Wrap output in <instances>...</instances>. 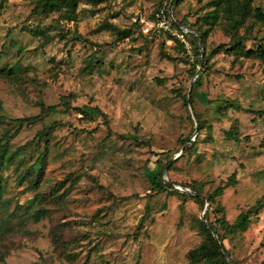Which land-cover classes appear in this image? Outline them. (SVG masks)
<instances>
[{
	"label": "rangeland",
	"instance_id": "rangeland-1",
	"mask_svg": "<svg viewBox=\"0 0 264 264\" xmlns=\"http://www.w3.org/2000/svg\"><path fill=\"white\" fill-rule=\"evenodd\" d=\"M212 1L183 0L173 17L194 35L207 28L200 20ZM36 3L0 0V135L12 119L58 110L10 141L16 158L0 173V264H190L209 204L183 194L208 198L237 173L207 215L229 224L264 195V62L235 55L220 26L202 49L207 63L190 44L180 52L156 24L169 0H82L74 21L39 13ZM260 43L264 25L256 24L244 46ZM199 75L190 107L184 98ZM75 107H98L106 118L88 110L84 119ZM46 128L48 145L37 137ZM46 149L34 185L32 164ZM162 169L174 186L164 192L153 186ZM219 230L232 260L264 264V210L244 233Z\"/></svg>",
	"mask_w": 264,
	"mask_h": 264
},
{
	"label": "trees",
	"instance_id": "trees-1",
	"mask_svg": "<svg viewBox=\"0 0 264 264\" xmlns=\"http://www.w3.org/2000/svg\"><path fill=\"white\" fill-rule=\"evenodd\" d=\"M82 0H37L35 10L42 14L50 13H60L65 19L69 21L76 20L79 4ZM96 2L97 0H91ZM183 0H169L171 6H176L180 4ZM256 0H213L211 5L213 9L206 13L200 21L207 26L206 29L198 28L194 35L189 33L185 34V37L193 49L194 57L198 60V63L209 61V57H206L202 51L206 47V39L210 29L215 26H220L226 34L231 38V50L237 56L244 57H254L256 59L264 62V44L260 43L255 49H246L244 43L249 40V37L254 32V25H264V7L255 5ZM163 7L161 4L157 12ZM156 12V13H157ZM176 20V19H175ZM250 22V23H249ZM182 26L180 22L176 20L174 28L179 29ZM241 29H245V34L240 35L239 32ZM118 35H123L125 38L130 36V32L123 30L119 31ZM169 39L174 41L175 46L179 48L180 52L187 54V48L184 43H182L177 37L169 34ZM212 51L211 54H213ZM3 73L11 74L12 70H3ZM194 76L197 75L196 69L192 71ZM201 75H199L196 81L193 84L192 97L190 98L191 103L195 97V89L199 83ZM185 104L188 103L187 97L184 98ZM64 107L71 108V105L68 102H64ZM76 112L81 114L84 119L91 120V116L88 113V110L96 111L100 114L101 117L106 118V115L98 107H90L88 109L82 107L73 108ZM58 110L57 105H52L49 107H42L41 115L32 116V117H23L12 119L9 123L13 124L11 128L4 130L0 135V173L4 167H6L10 162L15 160L16 154L12 152L9 148L10 141L19 135L21 131L34 121H37L42 118L43 115L56 113ZM261 114V112H258ZM7 116L0 114V126L4 125ZM200 129H203V123H199ZM231 138L239 142V138L236 137V134L230 133ZM37 137L42 139L45 142V145H48L50 142L51 133L48 128L39 132ZM197 135L196 138H198ZM190 142V147L192 148L195 142H191L188 139L183 140V144ZM187 148V147H186ZM187 148V149H189ZM47 149L44 153H41L37 160L32 164V170L36 173V179L34 185H38L42 181V177L45 173ZM172 164V161L167 163V167ZM165 168V167H164ZM237 185V173L232 174L226 182H223L221 186L215 189V191L208 197L205 198L202 196V193L196 189H192L195 193L194 196L190 197L193 201L199 204L201 207L205 206V199L209 204L207 213L204 216V221H201V227L205 234V240L195 249L189 253L190 264H238L229 256V252L225 248L224 242L222 240L220 230L230 231L233 233L241 232L244 233L248 230L251 222L252 216L259 214L264 210V195L256 201V203L250 206L247 210L242 211L237 217L236 221L233 224H229L224 217L216 220L215 223H212L208 218L209 208L217 204V199L221 198L224 195V192L230 188ZM153 186L156 191L164 192L166 190H171L174 186L166 182L164 179L163 169L157 173L153 179ZM184 188H188L187 186ZM2 194V179L0 175V195ZM37 199V196L32 200V203ZM223 213V210H221ZM46 215V210L40 209L35 211L33 218L35 221L39 222ZM213 232L217 235L218 240L213 236ZM220 243V245H219ZM230 261V263L227 261Z\"/></svg>",
	"mask_w": 264,
	"mask_h": 264
},
{
	"label": "built area",
	"instance_id": "built-area-1",
	"mask_svg": "<svg viewBox=\"0 0 264 264\" xmlns=\"http://www.w3.org/2000/svg\"><path fill=\"white\" fill-rule=\"evenodd\" d=\"M155 17L157 28L160 31L168 32L177 37L182 43L186 45V48L189 51L190 46L188 41L186 40L185 34L189 33L190 31L183 26H180L179 29L174 28V24H176V21L172 14L171 4H166L164 8L160 9L156 13Z\"/></svg>",
	"mask_w": 264,
	"mask_h": 264
},
{
	"label": "water",
	"instance_id": "water-1",
	"mask_svg": "<svg viewBox=\"0 0 264 264\" xmlns=\"http://www.w3.org/2000/svg\"><path fill=\"white\" fill-rule=\"evenodd\" d=\"M191 90H192V86H191V88H190V93H191ZM188 104H189V106L191 107L192 103H191V100H190V94H189V96H188ZM176 190L181 191V192H185V193L190 192V191H188V190H187V191H184V190L181 189L180 187H176ZM205 210H206V208L204 207V208H203L202 219L204 218ZM213 236L218 240L217 235L215 234V232H213ZM219 245H220V243H219ZM227 261L230 263V261H229L228 259H227Z\"/></svg>",
	"mask_w": 264,
	"mask_h": 264
}]
</instances>
